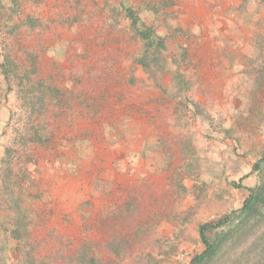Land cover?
<instances>
[{
	"label": "rangeland",
	"instance_id": "374dc122",
	"mask_svg": "<svg viewBox=\"0 0 264 264\" xmlns=\"http://www.w3.org/2000/svg\"><path fill=\"white\" fill-rule=\"evenodd\" d=\"M263 154L264 0H0V264H190ZM223 231L264 264V206Z\"/></svg>",
	"mask_w": 264,
	"mask_h": 264
},
{
	"label": "trees",
	"instance_id": "16d2710c",
	"mask_svg": "<svg viewBox=\"0 0 264 264\" xmlns=\"http://www.w3.org/2000/svg\"><path fill=\"white\" fill-rule=\"evenodd\" d=\"M125 15L131 22V28L136 36L139 38L143 56L137 60V63L143 68H156L157 65L163 63V54L165 52L164 40L155 34V32L139 22L138 17L131 9H125ZM162 69V68H161ZM264 164V154L258 161V164L254 169H259V165ZM262 188L249 191V196L243 202L242 207L239 210L233 211L230 214L224 216L217 223L202 224L198 228V235L201 243L204 246V250L199 255L195 256L190 264H208L216 256L221 249L222 244L227 238L223 231L224 227L229 228V234L232 233V229L238 227V224L243 220H248L256 216L257 213L264 206V193ZM239 221V222H238ZM221 229L217 232L213 238H209L207 233ZM23 264H30L28 260H25Z\"/></svg>",
	"mask_w": 264,
	"mask_h": 264
}]
</instances>
